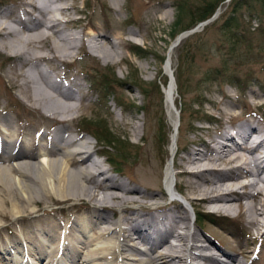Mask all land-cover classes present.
<instances>
[{
  "label": "bare ground",
  "instance_id": "1",
  "mask_svg": "<svg viewBox=\"0 0 264 264\" xmlns=\"http://www.w3.org/2000/svg\"><path fill=\"white\" fill-rule=\"evenodd\" d=\"M7 1L10 4L0 3V48L12 57L6 78L20 101L29 108L41 110L52 123L60 125L52 136L44 133L42 140L46 142L38 143L35 152L25 150V143L21 141L9 144L0 137V219L4 221L0 230L12 220L20 233L26 231L29 235L25 246L36 259L45 256L40 234L77 235V243H83V234L90 230L98 232L86 240L90 245L86 254L81 255L79 249H73L55 261L64 242L57 243L46 257V264H187L189 259L196 261L195 264H241L225 248L212 242L198 243L199 233L192 231V222L189 220L186 224L185 219L192 207L231 217L238 214L255 229L264 227V129L254 121L246 120L233 123L232 131L221 125L217 135L210 140L193 139V146L186 148L180 161L172 160L165 171L168 195L177 198L179 195L174 193L177 191L187 201L182 213L178 214L176 209L153 200L161 195V191L153 193L147 187L141 189L132 185L127 177L119 179L117 175L109 174L108 169L102 167V161L95 157L99 150L87 145L91 142L89 137L78 142L75 137L65 134L69 130L67 122L76 117L88 94L80 82L60 72V65L69 62L88 34L93 35L87 39L89 48L103 62L121 57V51L130 43L123 40L120 33L116 34L115 43L112 34L100 31L91 21L81 30L70 32L82 25L81 18L71 16V12L82 11L77 5L78 0ZM128 33L136 35L137 30L130 29ZM43 63L48 67L45 68ZM166 67L172 69L171 59ZM166 94L167 104H173L172 84ZM224 110L223 113L233 115L231 106ZM168 112L176 128L171 146L173 156L178 125L170 107ZM2 121L1 128L13 129L9 125V116H2ZM138 128L136 124L131 126L140 136ZM171 167L178 168V183ZM158 177L156 174L157 181ZM177 184L182 186L181 191ZM80 201L92 204L93 208L67 218V223L36 216L43 202L75 204ZM129 206V212L123 214ZM103 207L120 209L122 214L111 221ZM94 219L103 225L98 226ZM165 235H171L173 242L167 241L160 246L165 250L160 249L154 256L143 257L141 246L134 244L146 241L154 245L159 239L164 240ZM104 237L110 239V248L94 246V239ZM66 241L70 246L71 238ZM130 250L137 253L128 258L126 255ZM2 253L0 264H23L24 254L17 253L8 258L9 251ZM241 253L247 256L245 249H241ZM27 261L29 259L24 264H28Z\"/></svg>",
  "mask_w": 264,
  "mask_h": 264
},
{
  "label": "rangeland",
  "instance_id": "2",
  "mask_svg": "<svg viewBox=\"0 0 264 264\" xmlns=\"http://www.w3.org/2000/svg\"><path fill=\"white\" fill-rule=\"evenodd\" d=\"M191 1L193 3L199 2L198 0ZM104 2L107 5H105ZM88 3H90L89 7H92V10H89V13H93L91 15V19L93 20V22L95 24L97 23L98 26H100L101 31L110 32V34H112L114 37L113 41L115 43H117V40L115 38L116 34L120 33L122 35L120 31L125 32L130 28H134L133 26H126V24L123 23L126 15L130 14L131 17L136 19V29L138 31L137 33H139L132 37L134 39L133 43L137 42L135 44L146 46L150 51L153 52V55L152 57H148L147 59H138L130 52V50H125V48L121 51V53L124 54V57L126 56L125 58H127V60H130V62L132 63L131 66L125 65L123 61L118 62L120 56L114 57L109 62H103L99 57L93 55L92 52L86 50V48L82 44V47L74 52L73 57L69 60L70 63H65V65H63L62 67L60 66V72H64L67 78L74 79L80 82L82 85V89L87 91L86 93L88 94V96L85 97L81 102L77 114H82L83 116L88 115L92 118L97 116L104 117L109 128L113 130L115 134L124 138L126 137L131 143H135L138 140L137 133L133 132L131 126L133 124L139 125L140 122L143 123L145 120H147L145 124V128L147 131H144V133L147 134L143 135L147 140L145 143L146 145L142 143L143 146L137 149L138 157L141 158H139V161L137 160L135 164L126 163L124 165V171L129 176V183L138 186L141 189L147 187L149 191H153L154 193H156V191H154L155 189H161V183L157 182L156 174H161L163 172L168 159V156L166 155V157L164 155L165 149H161L158 142V123L160 117L165 119V126L171 128V125L169 123V115H167L164 111L165 107L163 105V101H161V98L157 93H154L152 96L145 98L144 95L141 94L139 89L133 85L131 87L127 86V88L122 89V92L121 90L119 92L123 93L125 97H128L126 101L134 100L137 104L148 105L149 110L147 115H143L142 113L135 111L134 108H119L117 107L113 98H109V101L103 104L101 98L98 97L97 93L92 91L89 92L90 85L85 75V71H87L89 68L91 73V71L95 67V62L88 61L84 57L83 53H87L91 56V58H95L96 61L99 62V66L102 68L112 66V68H114V73L120 79L126 77L127 79L132 80L131 76H133L136 77L137 81L142 84L143 81L147 82V80H155L159 75L160 69L159 62L155 58L156 54L163 55L165 54L166 50L168 52V34L174 20V14L171 9L172 6L170 7L173 2L172 0H88ZM118 3H120L121 9L117 11ZM79 5H81V0H79ZM104 7H106L107 9H104ZM223 10H225V8H223L222 11ZM102 12L106 13V16L101 14ZM243 12L244 14L241 18L243 27L249 28V25L246 23V17L248 16L249 12L246 8L243 9ZM107 13L110 14L107 15ZM73 15L74 14L71 13V16ZM253 15L258 20V27H260V31L252 33L250 35L246 34L248 35V41L251 45L246 48H240L238 56L236 55L233 58H229L231 59L229 66H235L236 70H238L239 72L238 74L242 76H245L247 73L250 74L252 79L250 88L246 93L245 100L251 103L255 102L254 104L259 105L264 102V68H262V61L256 62L253 54L256 52L259 53L257 54L258 57H261L263 55V51H258L256 47L259 45H264V9L260 8L257 4L256 13H253ZM226 17L227 14L223 13L216 22L206 27L204 30L197 31L196 33L192 34V36L187 39L184 49H181V44L171 49L172 66L174 71H176V76L180 77L181 81V87L176 89L175 99L177 100V102L180 99V96L177 94L181 93L180 95L183 103L182 106L183 108H185V110L186 108L188 110L189 108H192L191 105L193 100L195 98H201L199 97V94H203V97H205L206 100H209L211 103L214 102L217 104V106H214L213 104H205L203 106V110L211 113L214 117L220 119V121L222 120L224 124L225 122H227V120H229L226 115L222 114V110L225 109V105L234 104L235 111L233 113L235 115H238L239 107H243L244 104V102H242L241 99L238 98L239 95H237L234 88L221 85L220 79L215 80L214 82H210L206 78L208 74L206 72L215 67L221 66L223 58H227L226 43L223 40V36L220 31V25H222V22ZM104 18L107 19L108 24H105L106 21L103 20ZM183 23H186V19L183 21ZM180 26L182 27V25ZM79 30L80 27H76L73 28V30L70 29L69 31L76 32ZM122 37L123 40L124 38H126L124 34L122 35ZM7 57L8 54L3 52L0 48V118L5 115H9L11 118L19 117V119H21L19 121L21 128H23L25 131L30 132L29 135L32 136L33 133L36 132V130L45 128L44 126L49 124L50 119L44 113H42L41 110L29 108L28 106L24 105V103H22V101H20L18 97H9V94L7 93L9 81L6 78V75L8 69L12 65V58ZM72 62L76 63L73 64ZM43 66L45 68L48 67L45 63H43ZM48 70L52 71L51 69ZM51 74H55V72L52 71ZM115 91L117 94L118 89H116ZM12 94H14V92H12L11 95ZM253 109L254 112L246 110V113L244 112L241 115L240 121L244 122L246 120H252L255 124H257L261 128H264V120L260 116V111L256 110L255 108ZM140 115L141 117L139 118ZM180 118L182 119L178 134V151L176 152L175 156L176 163L180 161V156L183 155V150L186 149L185 146H189V143L185 145V140L203 138H205L206 140H210V138H214L217 135L222 124L219 123L218 125L215 124L212 126H207L206 130H195L191 132L188 129V125L191 121L189 112L185 111L181 113ZM76 119L77 116L73 120L74 122H70L73 127L77 124L78 119ZM56 124V127L60 125L58 123ZM191 124L196 126L195 122ZM140 128L142 127L139 126L138 129ZM13 136L19 138L22 135L19 134V136ZM129 149L132 151V148ZM145 160L147 164L141 165L140 162ZM120 177L123 178L126 176L121 175ZM176 179L179 178L177 177ZM156 200L162 203L169 201L168 198L163 197H158ZM175 204H173L175 208L171 206V209L183 211L181 209L182 206L180 205V203ZM53 206L60 208L62 211L66 212L75 210V207L79 206L78 209L75 210L79 212L80 210L84 209L82 207H86L85 209H87L88 204L79 203L77 205H72L70 203H57L56 205H52L51 207ZM40 208L41 210L38 213H40L41 216L53 215V213L49 210L48 204H45L43 202L41 203ZM59 210L57 209V211ZM193 212L195 214L194 210ZM57 214L60 217L59 213ZM118 214L119 212L115 211V217H117ZM187 216H189V221V218L191 217V209L190 212L187 213ZM8 224L11 225L9 226ZM8 224L7 230H9L10 233L15 232V226L13 225L11 220L8 221ZM247 228L245 227V230L247 232L250 233L252 231L255 234L257 233L255 232V230L257 229L251 227L252 230H248ZM193 230L198 231L201 236H206L209 238L210 236L213 237L215 239H213V241H215V243H218V246L227 247L231 250L232 253H234L239 259H241L237 248L233 246L234 244H237L238 246L239 242L237 240H232L230 242L226 239L225 234L229 231L225 232L224 229L211 226L204 227L203 231L196 225L193 226ZM259 231L260 230H258V232ZM4 232L5 231L3 230V234ZM229 233L237 237L235 233ZM245 241H248L246 237L240 242H242V244L244 245ZM251 247H253V245L249 246V248ZM262 248L263 254L261 255V258L264 256V244ZM261 258H259V260L255 262V264H264V261L262 262Z\"/></svg>",
  "mask_w": 264,
  "mask_h": 264
},
{
  "label": "trees",
  "instance_id": "3",
  "mask_svg": "<svg viewBox=\"0 0 264 264\" xmlns=\"http://www.w3.org/2000/svg\"><path fill=\"white\" fill-rule=\"evenodd\" d=\"M210 5V3H207L203 8L196 9V11L192 15L197 14L198 16H200V19L209 15L212 12V8L209 7Z\"/></svg>",
  "mask_w": 264,
  "mask_h": 264
}]
</instances>
